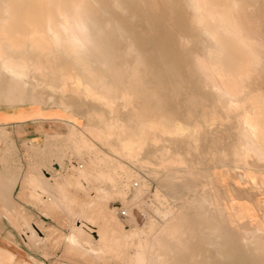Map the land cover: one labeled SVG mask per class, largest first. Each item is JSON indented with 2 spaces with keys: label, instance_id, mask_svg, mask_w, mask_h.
Masks as SVG:
<instances>
[{
  "label": "rangeland",
  "instance_id": "obj_1",
  "mask_svg": "<svg viewBox=\"0 0 264 264\" xmlns=\"http://www.w3.org/2000/svg\"><path fill=\"white\" fill-rule=\"evenodd\" d=\"M221 1L229 8L239 36L249 39L258 53L245 73L234 76L212 75L200 66L199 60L211 59L220 29L214 28L217 34L213 35L195 22L197 0H100L94 4L98 25L91 31L102 40L100 49L113 70L102 75L100 86L109 102L83 89L52 87L46 83L50 77L31 65L20 72L16 63L20 53L0 57V103L19 96L57 106L67 125L64 133L48 141L49 149L26 143L17 147L11 133L0 126V245L41 264H150V257L155 264L160 255L175 264H225L220 250H213L219 249L223 234H245L256 226L264 229V153L257 154L243 143L246 130H253L244 116L253 113L257 98L264 99V0ZM1 18L0 13V22ZM25 59L28 64L30 58ZM38 61L47 71L51 65L60 66L58 59L43 56ZM5 63L10 67H4ZM151 121L171 128L146 127L136 154L123 152L117 132ZM94 126L109 130V135L97 134ZM85 139L94 144L84 146ZM91 161V168L81 174ZM46 172L58 178L81 176V187L68 185L65 191L80 198L94 224L127 230L130 234L119 239L120 246L99 249L95 256L84 252L85 247L68 243L73 247L67 249L65 240L54 241L72 229L73 221L65 209L48 210L46 200L25 186L28 180L47 182ZM109 192L111 196L105 197ZM115 201L124 204L128 215L138 212L137 229L128 216L113 211ZM13 210L50 225L49 238L27 245L22 239L26 228H16ZM9 236L11 240L4 239ZM143 241L149 244L147 258L136 259Z\"/></svg>",
  "mask_w": 264,
  "mask_h": 264
},
{
  "label": "bare ground",
  "instance_id": "obj_2",
  "mask_svg": "<svg viewBox=\"0 0 264 264\" xmlns=\"http://www.w3.org/2000/svg\"><path fill=\"white\" fill-rule=\"evenodd\" d=\"M98 2H100V0H0V13L1 15H3V18H1L2 20L0 22V57H2L3 54L6 53H10V54L13 52L20 53L21 58L16 62L20 68V72L23 73L24 71H27V69L30 67L29 65H31V67H33L34 69H38L45 77L47 78L50 77L48 78V82L46 83H48L52 87L60 86L62 90H71L73 92H79L81 89H83L87 94L93 97L103 98L107 102H109V97L105 94L104 90L100 89V86L102 85L101 82L102 75L104 73L113 72V70L108 65L109 64L107 62L109 59L108 55L100 49L101 46L103 45L102 40H100L99 37L94 35L91 31L92 27L98 25L97 22L95 21L96 18L94 17V8H93L94 4ZM196 5L197 7H196L195 22L199 23V25L201 24L213 35L217 34L215 33L214 28L218 27L220 29L219 32L220 34L216 36L215 39L216 48L212 46L215 49L211 52V56H210L211 59L205 62L202 61L203 59L199 60L200 66H202L205 70H208L212 75H219V77H223V76L230 77V76H234L235 74L237 75V74L245 73L249 65L255 62L256 54L258 53H255L252 42L249 39H242L239 36L238 26L236 25V23L231 21L228 15L229 8L225 5L224 1L222 2L221 0H197ZM257 40L259 41V39ZM104 42L106 43V40ZM79 51H81V53H79ZM43 56L46 58V60H50V61L52 60L56 61L58 59L60 62V66L51 65L49 71H47L46 65L40 64L38 61ZM28 57L30 58V62L27 64L25 62L26 61L25 58ZM4 67L9 68L10 65L5 63ZM219 69L224 71V73L219 71ZM136 70L137 69L135 68L134 71L135 78L137 77ZM12 71L14 70L12 69ZM15 72L18 73V71ZM104 83L106 82L104 81ZM232 103H234L233 100ZM6 104L8 106L14 107L18 105L35 104V102L29 101L24 97L22 98L19 96H14ZM234 106L238 107L239 104H236ZM252 106H253V113L246 112L244 118L250 123L249 125L252 127L253 130L252 132L246 130L245 142L243 143H245L253 151H256L257 154L258 152L264 153V99L259 100V98H257L252 103ZM245 122L246 121H244V123ZM146 127L160 129V130H164V129L170 130L171 128L170 126L162 124L161 122L158 121H151L150 123L141 122L135 128H130V129H126L125 127H122L119 130V132H117L120 149L123 152L131 155L136 154L137 149L143 144L145 140ZM94 131L97 134L104 137H106L110 133L109 130L101 129V128L94 129ZM93 144L94 143H91L88 139L83 140L84 146H89ZM240 146L239 149H241ZM92 163H93L92 161L89 162L86 169L80 170V173L83 174L85 170L90 169ZM76 166L81 168L83 164H77ZM46 173L47 175L45 176L47 177L46 179L48 180L47 182L41 180L40 181L28 180L25 181L26 183L25 186H27L26 188H29L30 191L33 194H35L38 199L44 201L46 200L44 206L48 207V210L49 209L54 210L57 208L65 209L67 212V216L73 221L72 229L64 233L63 237H59L57 233L58 237H56L54 241L57 242L60 240L63 241L65 240V243L67 244L69 243L71 245H76L78 247L79 246L85 247L84 252L93 253L94 255L99 253L98 251L99 249H104L106 247L108 248L111 247V249L116 248L118 244L120 246L119 239L126 238L130 233H128V231L125 229H115L114 224H110V227L105 226V228H102L103 226L100 227L101 225L99 226L97 224H94L89 219L86 210H84L81 207L82 203H80L81 202L80 198H78L76 195L71 194L70 192L68 193L65 191L68 185H76V187L78 188L81 187L82 184L80 181L81 176L76 177L74 175L68 174L64 177L58 178L49 175L48 172ZM254 173L255 172H253V174ZM110 193L111 192H109L108 194L104 193V196L110 197L111 196ZM91 196L93 197V195ZM100 201L102 203V200ZM105 202L107 201L105 200ZM42 204L44 203L42 202ZM113 204H114L113 208L110 206L113 209V211L121 210V208L124 205L120 201H115V203ZM11 209L12 208H10V210ZM97 209H95V211ZM13 211H14V217L10 213L8 212L7 213L14 218L15 224L18 228L19 227L21 229L26 228L25 234L22 233L23 235L22 237L24 241L27 243V245H31L36 241L38 242L39 240L42 241L43 239L49 238L50 236L49 234L51 233L50 231L53 230L50 225L47 226L41 224L37 220L36 221L28 220L19 211L17 210H13ZM98 212L100 213V211ZM134 212L131 213L130 210L131 214L127 215L129 217L127 218L134 221L133 223L135 225V229H137L136 226H137V221L139 219L138 217L139 215H137L138 212L137 214L136 212L135 213ZM134 214H136L137 216ZM100 217L101 216H99V218ZM101 220H103V218ZM125 225L126 224H123V226ZM84 236H87V238H85ZM82 238L84 239L82 240ZM69 244L67 245V249ZM148 249H149L148 242L143 241L141 243L139 252H137L138 256L136 257V259H140V257L147 258L146 253L148 252ZM217 249L218 248H216L215 246L213 250L215 252L220 250L222 257L225 260V264H264V229L262 227L256 226L254 229L246 232L245 234H241V233L237 235L233 233H228L225 235L223 234L221 236L220 247L218 250ZM75 250L76 249H74V251ZM160 256L156 258L158 261L155 264H175L172 262H168L166 258H162ZM114 260L115 259L113 258V261ZM148 260L150 261V264H153V260H154L153 258L150 257L148 258ZM26 263L28 262L26 261ZM191 264H198V262H194Z\"/></svg>",
  "mask_w": 264,
  "mask_h": 264
},
{
  "label": "crops",
  "instance_id": "obj_3",
  "mask_svg": "<svg viewBox=\"0 0 264 264\" xmlns=\"http://www.w3.org/2000/svg\"><path fill=\"white\" fill-rule=\"evenodd\" d=\"M1 125H4L5 130L11 133L17 147H21L23 143H26L27 145H33L34 148L49 149L50 146L48 145V141H50L53 136L62 134L66 131V126L63 123L62 111H60L57 106H45L41 104H27L13 107L0 103V126ZM26 153L29 155L30 151H26ZM25 206H28L27 208L30 211H35L31 204H25ZM6 207L2 208V210ZM9 227L13 226L10 225ZM16 228L19 230L17 226ZM7 237L4 239L7 241L11 240L10 236L9 238ZM26 261L29 264H41V261L36 263L19 256V252L15 251L13 248L0 245V264H28Z\"/></svg>",
  "mask_w": 264,
  "mask_h": 264
},
{
  "label": "built area",
  "instance_id": "obj_4",
  "mask_svg": "<svg viewBox=\"0 0 264 264\" xmlns=\"http://www.w3.org/2000/svg\"><path fill=\"white\" fill-rule=\"evenodd\" d=\"M136 185V183H135ZM120 215L123 216V217H126L128 215V210L126 208H121L120 210Z\"/></svg>",
  "mask_w": 264,
  "mask_h": 264
}]
</instances>
